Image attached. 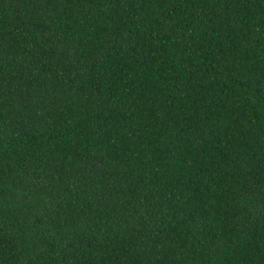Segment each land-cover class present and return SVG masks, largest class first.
<instances>
[{"label": "trees", "instance_id": "16d2710c", "mask_svg": "<svg viewBox=\"0 0 264 264\" xmlns=\"http://www.w3.org/2000/svg\"><path fill=\"white\" fill-rule=\"evenodd\" d=\"M0 264H264V0H0Z\"/></svg>", "mask_w": 264, "mask_h": 264}]
</instances>
